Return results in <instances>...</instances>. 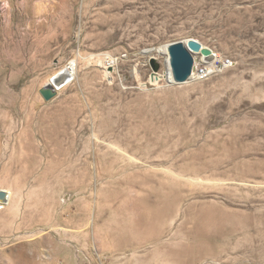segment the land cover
Segmentation results:
<instances>
[{"label": "rangeland", "instance_id": "374dc122", "mask_svg": "<svg viewBox=\"0 0 264 264\" xmlns=\"http://www.w3.org/2000/svg\"><path fill=\"white\" fill-rule=\"evenodd\" d=\"M190 39L233 66L143 53ZM0 189L36 264H264V0H0Z\"/></svg>", "mask_w": 264, "mask_h": 264}, {"label": "water", "instance_id": "95a60500", "mask_svg": "<svg viewBox=\"0 0 264 264\" xmlns=\"http://www.w3.org/2000/svg\"><path fill=\"white\" fill-rule=\"evenodd\" d=\"M200 47L202 45L197 41H191L189 45H186L184 42H176L167 47L169 65L173 78L170 82L171 84L180 85L190 81L196 70L193 50L200 49ZM202 55L207 58H213L212 50L207 47L202 50ZM151 65L155 72L157 67L154 59H151ZM41 93L47 102H50L58 95L57 90L52 85L45 86ZM0 197L5 199L6 192L0 191Z\"/></svg>", "mask_w": 264, "mask_h": 264}, {"label": "bare ground", "instance_id": "6f19581e", "mask_svg": "<svg viewBox=\"0 0 264 264\" xmlns=\"http://www.w3.org/2000/svg\"><path fill=\"white\" fill-rule=\"evenodd\" d=\"M191 41H194V40H192V39L187 40L185 42V44L186 45H189V43ZM166 47H163V48H160V49L158 48V49H155V50H147V51H144L143 53L144 54H153L154 52L165 53V52H167ZM204 48H206V46L202 45V47H200V49H197L198 50L197 52H195V50H194L193 51V55H195L196 57H199V58H203L204 59V56L202 55V50ZM215 58L216 59H220L219 57H216V55L213 54V58H210L209 60H214ZM76 66H77L76 63H74V62L68 64L66 66V68H63L61 70V72H59L56 76H54L52 78L51 84H49V85H52V87H54L57 90V92H58L63 87H65L66 85H68L69 83H71L73 81V79L77 75V67ZM195 75H196V70L194 71L193 76L190 79V81H192V80H194L196 78ZM169 78H170V81H172L173 78H172V73L171 72H170ZM0 191L6 192L5 199H2L0 197V205L9 206L12 203V198H13L12 197V192L11 191H8V190H2V189H0Z\"/></svg>", "mask_w": 264, "mask_h": 264}, {"label": "crops", "instance_id": "0c3cea01", "mask_svg": "<svg viewBox=\"0 0 264 264\" xmlns=\"http://www.w3.org/2000/svg\"><path fill=\"white\" fill-rule=\"evenodd\" d=\"M11 206L10 208H12ZM8 208H0V212H5ZM16 223L17 219H13L10 225H15ZM7 247L12 251L20 253L22 257H27L28 260L26 264H36L37 245L34 241H31L29 237L26 239L24 237L18 236L13 239L12 236L3 235V237L0 238V254H3L1 252H5Z\"/></svg>", "mask_w": 264, "mask_h": 264}, {"label": "built area", "instance_id": "2783aa9c", "mask_svg": "<svg viewBox=\"0 0 264 264\" xmlns=\"http://www.w3.org/2000/svg\"><path fill=\"white\" fill-rule=\"evenodd\" d=\"M194 59L196 64V78L194 80L208 79L216 73L233 66V61L231 59L222 60L221 58H215L214 60H209L210 58L204 57L203 59L196 57L195 55Z\"/></svg>", "mask_w": 264, "mask_h": 264}]
</instances>
